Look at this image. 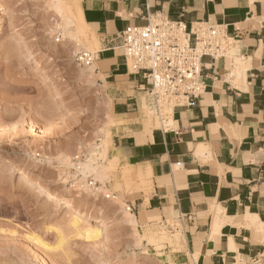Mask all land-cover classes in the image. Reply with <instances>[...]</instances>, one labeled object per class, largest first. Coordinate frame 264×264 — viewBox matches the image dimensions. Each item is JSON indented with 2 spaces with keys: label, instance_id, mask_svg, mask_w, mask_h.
<instances>
[{
  "label": "crops",
  "instance_id": "obj_1",
  "mask_svg": "<svg viewBox=\"0 0 264 264\" xmlns=\"http://www.w3.org/2000/svg\"><path fill=\"white\" fill-rule=\"evenodd\" d=\"M80 5L101 47L96 70L123 121L112 151L145 190L133 200L139 218L179 222L185 252L175 264H264V0ZM156 13L188 26L224 25L234 43L230 56L204 58L205 92L196 106L172 109L173 126L144 122L140 99L149 100V82L130 70L119 38Z\"/></svg>",
  "mask_w": 264,
  "mask_h": 264
},
{
  "label": "rangeland",
  "instance_id": "obj_2",
  "mask_svg": "<svg viewBox=\"0 0 264 264\" xmlns=\"http://www.w3.org/2000/svg\"><path fill=\"white\" fill-rule=\"evenodd\" d=\"M80 1L69 0L74 19ZM51 3L0 0V14L8 11L0 17V264H20V259L23 264H107L105 259L116 264H171L170 259L175 262L176 255L185 252L183 230L177 221L139 218L133 200L145 190L132 174V165L121 162L117 151H112L115 118L107 84L96 68L92 72L90 64L77 60L79 52L98 54L101 47L93 44L90 35L86 46L76 45ZM12 25L33 44L26 45L13 34ZM40 65L48 73H40ZM141 101L146 107L144 120L152 118L157 127L173 126L171 106L159 115L150 110L145 97ZM102 148L107 149L106 157ZM89 157L99 164L113 159L116 169L108 170L104 182L94 175L84 178L75 164ZM14 163L26 166L41 180L26 179ZM66 201L94 217L103 215L111 227L99 226L100 239H86L70 225L73 216L65 208ZM122 202L136 215L142 234L180 232V239L164 251L147 241L136 243L132 227L123 221ZM81 223L94 225L95 220L82 217ZM34 236L51 250L32 240ZM61 238L64 243L56 248Z\"/></svg>",
  "mask_w": 264,
  "mask_h": 264
},
{
  "label": "built area",
  "instance_id": "obj_3",
  "mask_svg": "<svg viewBox=\"0 0 264 264\" xmlns=\"http://www.w3.org/2000/svg\"><path fill=\"white\" fill-rule=\"evenodd\" d=\"M124 58L132 72L148 82V106L162 114L165 107H194L205 92L204 58H225L233 46L224 25L172 20L163 13L148 14L146 24L129 26L120 36ZM81 64L97 54L79 52Z\"/></svg>",
  "mask_w": 264,
  "mask_h": 264
},
{
  "label": "bare ground",
  "instance_id": "obj_4",
  "mask_svg": "<svg viewBox=\"0 0 264 264\" xmlns=\"http://www.w3.org/2000/svg\"><path fill=\"white\" fill-rule=\"evenodd\" d=\"M70 5L71 4L69 3V0H52V3H51V6H53L55 8V10L61 15L62 22L64 23V31L67 33L68 36H72L78 41L79 44H76L78 46L81 44H84L83 46H86V43L89 42V37H88L89 35H90V37H92L91 39H94V41L92 40L94 43L93 42L92 43L96 47L99 46V41H98L96 35L93 32H91V30H89L87 27V23L85 22L84 17H83L82 9L79 8V11L77 13L78 16L76 15L77 17L74 19V17H73L74 15L72 16V10H71ZM75 8H74V10H75ZM74 12H76V11H74ZM7 14H8V11H6V9H4L3 12L0 14V17L7 16ZM76 19H78V21H79L78 23L75 22ZM77 25H79V26H77ZM11 27H12L11 30H13V32H14L13 34H16V36L20 40L26 42V45H32L33 44V40L29 36H27L25 33L21 32V31H19L15 26L12 25ZM72 27H75V29L73 30ZM77 27H78V29H77ZM34 57L37 61L41 60V57H38L37 55H34ZM88 66L90 67V71L94 72V70L96 68V63L94 62ZM39 72L40 73H48L46 67H44L42 65L39 66ZM83 72H82V74H83ZM142 111H143V114L146 113V107H145L144 101H142ZM151 119L148 117L147 119L144 120V122L146 123L147 126L157 127L158 123L156 121L151 120ZM121 122H123V121L115 118V119H113V121L111 123L114 124V126L116 127V125H119ZM111 123L109 121L108 124H111ZM109 129H110V131L112 130L111 127ZM102 149H100L101 153L104 157H106V155L108 154L107 149L106 148H102ZM100 150H99V152H100ZM109 161L111 162L110 164H99L96 162V160L94 158L89 157L85 161L77 162L75 164V166H76L77 170L82 173L84 178H86L88 175H94L95 179H98L100 182L101 181L104 182V180L106 179V177L108 175V173H107L108 170L110 168L116 167V165L113 164L111 160H109ZM14 166L20 170V172L22 173V175L26 179L33 180V181H38V180L40 181L41 180L38 176H32L29 172V169L26 166L21 165L19 163H14ZM42 183L45 184L44 181H42ZM81 189H82V187H81ZM98 190H104V187H95V191H98ZM55 195L62 197V194L59 193L58 191L55 192ZM65 208H67V212L73 216L72 219H70V221H69L71 223L70 225H72L73 228L75 227L78 231V234H80L81 236H84L86 239L98 240V239H100L101 234H102L100 227H102V229H109L111 227L109 220L107 218H105L103 215H98L97 217H94L93 215L89 214L86 210L81 208L80 205H75L72 202L66 201L65 202ZM120 209H123V215H124L123 221L127 222L128 225H130L132 227L130 229L133 230V235L135 237L136 243L140 244L141 242L147 241L148 244L155 245L156 249L158 248L160 251H164L169 247V245L172 246L174 242H176L180 239V236H181L180 232L179 233L177 232V234H175V235L172 234L171 236L164 233L165 231L164 232L162 231V232L154 234V235L142 234L141 231H139V229H138L139 226H138V223L136 221L135 215L130 210V208H127V207H126V209L123 208V202H122ZM82 217L87 218L88 220H95V224L94 225H90V224L89 225H86V224L82 225V223H81ZM33 239L36 240L37 243L39 245L43 246L45 249H49L50 246L48 247L46 245V243L42 242V240L38 239L35 236L32 238V240ZM59 242L60 243L58 244V246L56 248H59L60 246L62 247V244L64 243L62 238L59 240ZM53 249H55V248H52V250ZM49 250H51V249H49ZM158 253H163V252H158ZM104 261L107 264H116V262L113 261L112 259H105ZM170 262H171V264H175L173 259H170ZM19 263L23 264V263H25V261L23 259H20Z\"/></svg>",
  "mask_w": 264,
  "mask_h": 264
}]
</instances>
